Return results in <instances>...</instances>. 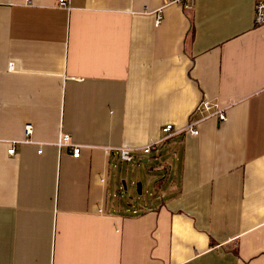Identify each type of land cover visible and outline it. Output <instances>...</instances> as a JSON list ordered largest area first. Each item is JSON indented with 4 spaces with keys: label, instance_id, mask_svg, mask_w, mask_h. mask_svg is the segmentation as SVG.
Segmentation results:
<instances>
[{
    "label": "crops",
    "instance_id": "1",
    "mask_svg": "<svg viewBox=\"0 0 264 264\" xmlns=\"http://www.w3.org/2000/svg\"><path fill=\"white\" fill-rule=\"evenodd\" d=\"M59 1L0 0V264H264L254 1ZM203 100L227 118L119 168L116 148L200 119ZM144 169L151 199L125 203Z\"/></svg>",
    "mask_w": 264,
    "mask_h": 264
},
{
    "label": "built area",
    "instance_id": "2",
    "mask_svg": "<svg viewBox=\"0 0 264 264\" xmlns=\"http://www.w3.org/2000/svg\"><path fill=\"white\" fill-rule=\"evenodd\" d=\"M33 0H27V3H31ZM254 1V22L256 25L264 24V0H253ZM173 2H182V0H173ZM59 3L63 6H68V0H60ZM162 21V15L159 13L156 17V23L159 25ZM10 67H13V62L10 63ZM197 110H204L205 114L200 119H191L189 122L180 128H176L172 123H167L162 127L163 136L160 138L153 140L142 147H127L121 146L116 148L120 154L121 159L125 161H132L135 159L136 152L143 153H152L158 152L160 150L161 144L166 141L168 138L172 137L177 133L188 132L193 135L199 134L198 123L208 117L217 116L220 120H225L227 118L225 107H221L219 105L213 106L209 100H203L197 107ZM33 124L27 123L25 125V132L27 138L24 141H31L30 135L33 133ZM69 135H65L62 140L59 141L60 145H67L72 148L73 155L78 157L81 153V146L70 143ZM41 151V149L39 150ZM8 152L11 154L15 153V145L14 143L8 149Z\"/></svg>",
    "mask_w": 264,
    "mask_h": 264
},
{
    "label": "rangeland",
    "instance_id": "3",
    "mask_svg": "<svg viewBox=\"0 0 264 264\" xmlns=\"http://www.w3.org/2000/svg\"><path fill=\"white\" fill-rule=\"evenodd\" d=\"M154 154H157V153H154ZM163 155L164 154L162 153L161 154V160H159L158 163H156V168L155 169L156 170H162V171H165V173H167L168 172V167H167V170H166L165 167H163V165H162L163 162L166 163L162 159L163 157H165V155L164 156ZM137 158H135V159H137ZM134 160L133 161H125V160L122 159L121 162H119V168L120 169H122V168H131L133 171H136L135 168H134L135 167L134 163H136V164L139 163L140 164L141 161L135 162ZM142 165H144V164L142 163ZM157 165H159V166L157 167ZM142 172L144 174H146V177L144 176L141 179L142 181H137L136 184H131L130 183L131 186H130V189H128V190L125 189L124 187H121L122 188L121 189V196H119V197L125 203L127 201H129V202L132 203L133 206L134 205L137 206V203H138V201H139L140 198L143 197V198H146V199H151L152 195H150V192H153L154 191V185H155L156 181H154L153 184L147 183V177H148L147 176V170L144 169ZM128 181H129V179H128ZM139 183H143L142 185H143V190L144 191L142 190L143 191L142 193H140Z\"/></svg>",
    "mask_w": 264,
    "mask_h": 264
}]
</instances>
